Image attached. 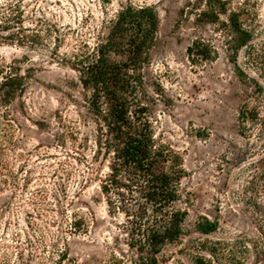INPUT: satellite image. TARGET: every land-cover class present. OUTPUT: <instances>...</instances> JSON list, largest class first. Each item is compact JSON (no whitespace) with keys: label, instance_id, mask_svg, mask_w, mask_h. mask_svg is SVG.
<instances>
[{"label":"rangeland","instance_id":"374dc122","mask_svg":"<svg viewBox=\"0 0 264 264\" xmlns=\"http://www.w3.org/2000/svg\"><path fill=\"white\" fill-rule=\"evenodd\" d=\"M129 5L159 16L137 98L154 144L182 171L173 207L186 214L183 235L160 264H264V0H0V23L13 6L24 24L14 31L36 37L0 40V63L30 77L11 124L0 119L12 139L0 138V264L139 257L101 191L111 158L96 146L91 93L72 69ZM196 42L209 54L191 57ZM206 219L216 232L199 230Z\"/></svg>","mask_w":264,"mask_h":264},{"label":"trees","instance_id":"16d2710c","mask_svg":"<svg viewBox=\"0 0 264 264\" xmlns=\"http://www.w3.org/2000/svg\"><path fill=\"white\" fill-rule=\"evenodd\" d=\"M9 10V16L1 15L0 40L35 43L36 37L14 31L16 23L24 24L13 6ZM158 28L159 16L153 7L129 5L110 22L108 33L99 34L93 47L83 44L72 60L82 87L91 93L96 146L99 152L105 150L106 160L111 158L100 188L110 209L122 211L126 218L128 246L139 253L135 264H160L163 249L181 239L186 219L185 213L173 207L179 199L182 176L174 161L178 156L154 144L149 123L144 121L145 109L137 98L140 66L156 40ZM204 52L209 54V48L202 42L188 49L191 57L203 56ZM29 81L30 77L18 69L0 63V119L8 120L9 125L12 120L8 109L25 95ZM248 118L247 108L243 109L240 119ZM2 128L0 121V138L11 143L10 131ZM2 163L3 159L0 166H4ZM111 195L118 198L120 206L109 198ZM198 228L209 235L216 232L217 225L206 219ZM55 264L78 263L62 255Z\"/></svg>","mask_w":264,"mask_h":264}]
</instances>
